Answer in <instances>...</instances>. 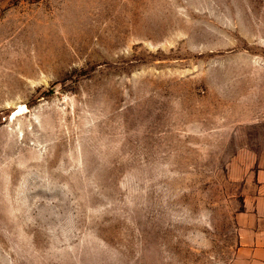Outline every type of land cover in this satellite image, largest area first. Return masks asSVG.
<instances>
[{
  "label": "rangeland",
  "instance_id": "1",
  "mask_svg": "<svg viewBox=\"0 0 264 264\" xmlns=\"http://www.w3.org/2000/svg\"><path fill=\"white\" fill-rule=\"evenodd\" d=\"M264 170V0H0V264H230Z\"/></svg>",
  "mask_w": 264,
  "mask_h": 264
},
{
  "label": "crops",
  "instance_id": "2",
  "mask_svg": "<svg viewBox=\"0 0 264 264\" xmlns=\"http://www.w3.org/2000/svg\"><path fill=\"white\" fill-rule=\"evenodd\" d=\"M234 224L237 244L230 264H264V170L246 177Z\"/></svg>",
  "mask_w": 264,
  "mask_h": 264
}]
</instances>
